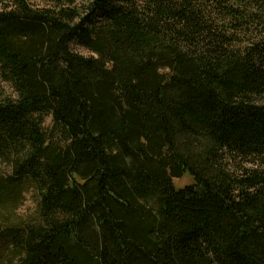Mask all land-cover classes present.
Wrapping results in <instances>:
<instances>
[{"label":"trees","instance_id":"1","mask_svg":"<svg viewBox=\"0 0 264 264\" xmlns=\"http://www.w3.org/2000/svg\"><path fill=\"white\" fill-rule=\"evenodd\" d=\"M0 264H264V0H0Z\"/></svg>","mask_w":264,"mask_h":264},{"label":"rangeland","instance_id":"2","mask_svg":"<svg viewBox=\"0 0 264 264\" xmlns=\"http://www.w3.org/2000/svg\"><path fill=\"white\" fill-rule=\"evenodd\" d=\"M37 5L38 6H42L43 3L38 1ZM77 50H78V52H80V53H82L84 55H89V53L87 51L83 50V49H77ZM3 87H5V90L8 93L11 92L7 85H3ZM52 126H53L52 119L49 118V117H46L44 119V129L47 130V131H50ZM174 182H175L176 188H182L183 186L191 184L192 179L190 178V176H186L185 178H183V179H181L179 181L176 180ZM34 210H35V204L33 202V199H32V197L30 195H27L26 200H25V204L20 209L19 214L22 215V216L32 215L34 213Z\"/></svg>","mask_w":264,"mask_h":264}]
</instances>
